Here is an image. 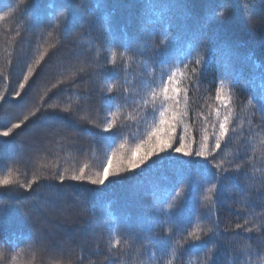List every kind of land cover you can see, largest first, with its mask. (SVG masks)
Masks as SVG:
<instances>
[{
	"label": "trees",
	"instance_id": "16d2710c",
	"mask_svg": "<svg viewBox=\"0 0 264 264\" xmlns=\"http://www.w3.org/2000/svg\"><path fill=\"white\" fill-rule=\"evenodd\" d=\"M161 112L207 159L71 179L115 173ZM8 129L0 264H264V0H0Z\"/></svg>",
	"mask_w": 264,
	"mask_h": 264
},
{
	"label": "snow or ice",
	"instance_id": "6c2138e0",
	"mask_svg": "<svg viewBox=\"0 0 264 264\" xmlns=\"http://www.w3.org/2000/svg\"><path fill=\"white\" fill-rule=\"evenodd\" d=\"M24 80L27 81V76L24 77ZM169 80H171V77H169ZM20 89H23L25 87L24 83H21L19 85ZM109 93H111L112 89H107ZM167 91V88H165V92ZM16 96H21V92L17 91ZM219 99V97H217ZM166 112V110H165ZM165 112H161V124L165 127H157L151 134V137L148 141H142L140 144H138L135 148V150L132 153V158L128 159L126 161V164L124 161H121L115 165L116 172L113 173L111 170L114 167L113 164V158L115 156V153L112 154L107 160V163L103 167V171L101 175H98L95 179H92L90 177H87L83 173V169L81 170V173L79 175H75L71 177V179L77 180V181H83V180H89V182L97 185H102L105 183V181L108 180L110 175H119L123 171H134L141 165L145 163L149 158H151L153 155H158L161 152H165L168 149H171L172 151L176 153H180L183 156L186 157H200L203 159H207V153L204 151L203 147L199 151H194L191 144L184 141L183 138L177 140L176 138V132H177V125L180 123V118L177 115H173L171 117V121L166 117ZM27 117H25V120ZM24 123V121H21L20 123L14 124V128L21 127V124ZM116 124L115 119L108 120L106 126L103 128L104 131L110 132L113 130L114 126ZM228 129L227 127L222 124L221 125V132L220 136H224L227 133ZM11 134V129H8L7 131L0 132V136H9ZM175 141V144H174ZM178 145V146H177ZM216 147H220V141L217 139ZM60 180L63 181L64 177L60 176ZM12 183V181L9 178H4L0 180V185L2 186H9ZM23 187L31 188V184L23 185ZM194 239H200L198 235L195 233L190 234ZM117 243H119L117 241Z\"/></svg>",
	"mask_w": 264,
	"mask_h": 264
}]
</instances>
